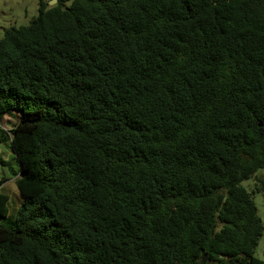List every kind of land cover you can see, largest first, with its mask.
Wrapping results in <instances>:
<instances>
[{"label": "trees", "instance_id": "16d2710c", "mask_svg": "<svg viewBox=\"0 0 264 264\" xmlns=\"http://www.w3.org/2000/svg\"><path fill=\"white\" fill-rule=\"evenodd\" d=\"M70 1L0 40V264H264V0Z\"/></svg>", "mask_w": 264, "mask_h": 264}, {"label": "rangeland", "instance_id": "374dc122", "mask_svg": "<svg viewBox=\"0 0 264 264\" xmlns=\"http://www.w3.org/2000/svg\"><path fill=\"white\" fill-rule=\"evenodd\" d=\"M49 7L53 0H43ZM72 0L66 5L70 6ZM55 6V5H54ZM40 0H0V40L4 37L6 31L12 28H19L27 26L39 15ZM16 124L15 119L5 118L1 128L5 131H10ZM0 162L5 163L6 166L0 164V179L6 178L8 181L3 185V192L10 197L9 209L11 214H14V209L19 207L22 198L16 186V178L10 173V169H18L15 155L10 147V144L0 145ZM264 178V170L259 171L250 180L244 181L242 186L250 193H254V200L258 209V215L264 226V193H256L257 179ZM11 217V216H10ZM264 251V232L257 246L255 257L263 260Z\"/></svg>", "mask_w": 264, "mask_h": 264}, {"label": "water", "instance_id": "95a60500", "mask_svg": "<svg viewBox=\"0 0 264 264\" xmlns=\"http://www.w3.org/2000/svg\"><path fill=\"white\" fill-rule=\"evenodd\" d=\"M58 3V0H53L51 3V6H54ZM20 169H22V166L20 165ZM210 261L209 257L205 254V252H202V264H208Z\"/></svg>", "mask_w": 264, "mask_h": 264}]
</instances>
